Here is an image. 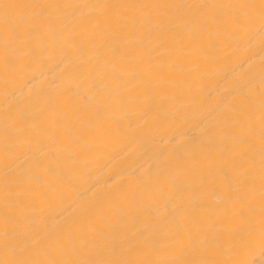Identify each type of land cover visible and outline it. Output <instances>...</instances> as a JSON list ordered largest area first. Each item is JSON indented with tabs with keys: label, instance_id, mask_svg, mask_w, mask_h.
I'll return each mask as SVG.
<instances>
[{
	"label": "bare ground",
	"instance_id": "bare-ground-1",
	"mask_svg": "<svg viewBox=\"0 0 264 264\" xmlns=\"http://www.w3.org/2000/svg\"><path fill=\"white\" fill-rule=\"evenodd\" d=\"M0 264H264V0H0Z\"/></svg>",
	"mask_w": 264,
	"mask_h": 264
}]
</instances>
